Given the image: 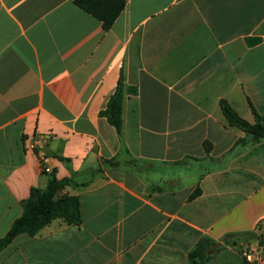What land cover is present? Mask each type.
<instances>
[{
  "label": "crops",
  "instance_id": "crops-1",
  "mask_svg": "<svg viewBox=\"0 0 264 264\" xmlns=\"http://www.w3.org/2000/svg\"><path fill=\"white\" fill-rule=\"evenodd\" d=\"M121 76L119 135L100 113ZM223 100L264 116V0H127L108 31L75 0H0V240L53 176L81 219L18 235L0 264H193L205 239L204 264L244 245L264 264L257 240L223 242L264 236V139Z\"/></svg>",
  "mask_w": 264,
  "mask_h": 264
},
{
  "label": "trees",
  "instance_id": "trees-1",
  "mask_svg": "<svg viewBox=\"0 0 264 264\" xmlns=\"http://www.w3.org/2000/svg\"><path fill=\"white\" fill-rule=\"evenodd\" d=\"M75 4L101 21L103 28L108 31L125 10L127 0H75ZM250 43L255 44L257 40H251ZM126 93L134 94L135 90L127 88L124 78L121 76L114 94L108 100L106 108L100 113V116L105 118L119 135L123 128V104ZM221 108L229 126L245 132L249 142L256 143L264 139V116L259 114L256 109L252 108L255 123L250 124L227 101H221ZM247 141L242 139L240 143L246 144ZM73 185L77 186L73 179L58 180L53 176L46 189H33L30 199L24 203L23 215L14 222L7 236L0 240V250L8 246L18 235L36 234L56 219H62L69 224H79L81 219L77 198L63 194L64 189ZM199 194L200 190H197L191 199L196 198ZM237 236L255 239L261 246L264 244V236L256 232L242 235L229 234L223 238V242L229 243ZM218 244L210 239L200 242L190 253L191 262L193 264L209 262L210 252ZM242 264L252 263L243 258Z\"/></svg>",
  "mask_w": 264,
  "mask_h": 264
},
{
  "label": "built area",
  "instance_id": "built-area-1",
  "mask_svg": "<svg viewBox=\"0 0 264 264\" xmlns=\"http://www.w3.org/2000/svg\"><path fill=\"white\" fill-rule=\"evenodd\" d=\"M44 171L45 172H49V169L45 168ZM249 248L248 249H243L241 251V254H242L243 258H245L247 261H249L252 264H261V259H260L259 255L255 254V250L252 247L250 249Z\"/></svg>",
  "mask_w": 264,
  "mask_h": 264
},
{
  "label": "rangeland",
  "instance_id": "rangeland-1",
  "mask_svg": "<svg viewBox=\"0 0 264 264\" xmlns=\"http://www.w3.org/2000/svg\"><path fill=\"white\" fill-rule=\"evenodd\" d=\"M249 247H250V246H248V245H244V246L242 247V250H243V249H248ZM250 248H251V247H250ZM250 248H249V249H250ZM240 252H241V251H240ZM241 255H242V254H241Z\"/></svg>",
  "mask_w": 264,
  "mask_h": 264
}]
</instances>
